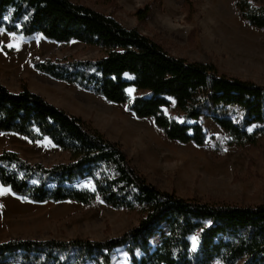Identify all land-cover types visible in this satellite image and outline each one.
Returning <instances> with one entry per match:
<instances>
[{
    "label": "trees",
    "instance_id": "obj_1",
    "mask_svg": "<svg viewBox=\"0 0 264 264\" xmlns=\"http://www.w3.org/2000/svg\"><path fill=\"white\" fill-rule=\"evenodd\" d=\"M236 9L243 21L264 31V6L237 0ZM148 14L146 6L136 17L142 21ZM0 29L98 47L103 53L98 59L48 60L35 68L114 104L128 103L133 87L137 95L130 110L151 118L170 141L204 146L203 119L227 133L230 147L256 144L264 136V86L221 73L214 64L174 56L136 28L89 6L72 0H0ZM0 133L32 142L49 139L69 155L68 161L46 167L2 152L0 184L15 196L37 204L101 201L141 214L133 228L106 241L2 242L0 264H112L119 249L130 264H264V204L204 201L160 190L131 165L120 144L26 86L13 93L0 82ZM82 181L95 191L74 186Z\"/></svg>",
    "mask_w": 264,
    "mask_h": 264
},
{
    "label": "rangeland",
    "instance_id": "obj_2",
    "mask_svg": "<svg viewBox=\"0 0 264 264\" xmlns=\"http://www.w3.org/2000/svg\"><path fill=\"white\" fill-rule=\"evenodd\" d=\"M72 1L111 16L126 28H136L174 56L214 64L221 73L264 86V31L240 18L237 0ZM251 2L264 6V0ZM146 6L149 14L140 21L136 12ZM9 34L0 35V82L11 92L19 93L26 86L81 118L106 139L120 144L131 165L160 190L204 201L264 204V136L259 135L256 144L230 147L227 133L212 120L203 119L208 134L204 146L170 141L151 118H138L130 110L137 95L133 87L128 89L131 92L127 90L128 103L114 104L35 68L36 62L48 60H95L103 56L98 47L77 41L59 44L41 35L15 34L13 39ZM256 129L252 127L250 132ZM5 150L46 167L69 158L49 139L32 142L15 133H0V154ZM74 186L92 189L85 181ZM140 218L137 211L113 209L101 201L89 206L71 201L37 204L10 191L0 195V243L13 239L106 241L133 228ZM112 264H130L124 250L114 253Z\"/></svg>",
    "mask_w": 264,
    "mask_h": 264
},
{
    "label": "snow or ice",
    "instance_id": "obj_3",
    "mask_svg": "<svg viewBox=\"0 0 264 264\" xmlns=\"http://www.w3.org/2000/svg\"><path fill=\"white\" fill-rule=\"evenodd\" d=\"M5 32H6L5 29H0V35L5 34ZM9 35H12L13 39H15V34H14V33L9 34ZM9 46L11 47L12 45H9ZM17 47H18V46H17ZM128 91L131 92L132 90L130 89V90H128ZM92 190L95 191L94 188H93ZM10 191H11L10 189H8V188H4V187L0 186V195L8 194ZM194 239H195V238H194Z\"/></svg>",
    "mask_w": 264,
    "mask_h": 264
}]
</instances>
